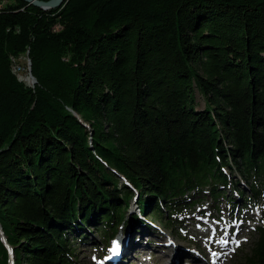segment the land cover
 I'll use <instances>...</instances> for the list:
<instances>
[{"label": "trees", "instance_id": "1", "mask_svg": "<svg viewBox=\"0 0 264 264\" xmlns=\"http://www.w3.org/2000/svg\"><path fill=\"white\" fill-rule=\"evenodd\" d=\"M230 185L264 264V0H0V264H75L85 228L173 229Z\"/></svg>", "mask_w": 264, "mask_h": 264}, {"label": "rangeland", "instance_id": "2", "mask_svg": "<svg viewBox=\"0 0 264 264\" xmlns=\"http://www.w3.org/2000/svg\"><path fill=\"white\" fill-rule=\"evenodd\" d=\"M19 62L20 64L25 62L23 56L19 57ZM205 103L203 96L196 90L194 107L197 110L203 109ZM224 170L231 176L232 183L235 180H240L239 187L244 190L246 195L251 193L249 185L244 180H241L235 168H225ZM119 178L123 180L122 176ZM118 184L120 185V181H118ZM231 188H233V185L225 188L228 192L227 197L222 194L216 200L212 199L211 194L205 191L201 196V200L189 208L184 216L182 214L178 216V222L174 225L173 229L164 227L158 219L149 215V212L141 216L151 226L149 234H146L148 232L145 227L135 228L133 235H131L133 230L129 229L128 226L123 228L118 227V230L108 240V238L106 239L104 237L102 231L93 227L85 228L88 229L86 240L84 242L76 241L75 253L78 258L75 264H99L102 261V256L107 254V247L110 244L112 247L119 249L118 251L122 256L121 263L130 264L131 258L129 259L127 256V259H124L125 257L122 255L124 249L118 245L116 240V237L122 230L124 231V236L129 238L128 241L131 242L133 248H142L145 251L141 252L144 253L141 256L143 258L146 257L147 262L156 261L153 264H160V261H164L163 258H166V254L172 244L178 248L195 252L196 255L202 258L203 264H211L212 258L216 259L214 264H243L245 253L249 251V248L256 238L254 226L261 223V209L260 204L257 206L254 204H246L243 200L244 198L241 197L240 200H235H237L236 205L238 209L241 208L242 210L235 212L229 211V209L231 210L229 197H235L237 195L236 192L230 190ZM262 199L260 198V200ZM134 204H136V201L132 197L128 203V209L125 210V217L127 216L128 218L129 212L133 213L136 210ZM165 214L167 215L168 212ZM205 229H207L206 234H197V230ZM213 234L217 237V241L212 244L215 253L208 255V252H204L203 250L212 242ZM106 240L108 241L105 242ZM215 244H219L221 247L226 244H230V246L227 253L219 257V254L223 250L221 247H216ZM184 257L181 258L183 264L190 259L186 258L183 260ZM160 258L163 260H160Z\"/></svg>", "mask_w": 264, "mask_h": 264}, {"label": "bare ground", "instance_id": "3", "mask_svg": "<svg viewBox=\"0 0 264 264\" xmlns=\"http://www.w3.org/2000/svg\"><path fill=\"white\" fill-rule=\"evenodd\" d=\"M135 209L139 208L136 204H134ZM130 213V212H129ZM141 217V216H140ZM142 219V217H141ZM129 228V227H128ZM130 229V228H129ZM126 231V230H125ZM131 231V230H130ZM239 231V230H238ZM206 234L207 233V229L205 230H197V234ZM128 237L124 236V231L122 230L118 236L116 237L117 243L118 245L124 249V252L122 251V255L123 257H125L124 259L126 260L127 256L129 257V259L131 258V263L130 264H153L156 261L153 262H147L146 257H142L141 255H144L143 252L144 250L142 248H133L131 242L128 241ZM215 241L212 240L211 243H209L206 248H204V252H208V255L211 254V250L213 251V246L212 244ZM137 244V243H136ZM216 247H221L219 244H215ZM230 244H226L224 246L221 247V249L223 250L221 252V257L224 256L229 248ZM171 247V248H170ZM169 251L166 254V258H163L164 261H160V264H183V261H181V258L186 259V258H191L192 259V264H194L193 262H198L199 264H203V260L201 257H199L198 255L195 254V252L191 251V250H187L184 248H178L177 246H173V244L170 246ZM181 247V246H180ZM145 252V251H144ZM150 259V258H149ZM162 258H160V260H163ZM10 264H12V256L10 257ZM126 263V262H125ZM112 264V263H109ZM114 264H118V263H114ZM123 264V263H121ZM129 264V263H128Z\"/></svg>", "mask_w": 264, "mask_h": 264}, {"label": "built area", "instance_id": "4", "mask_svg": "<svg viewBox=\"0 0 264 264\" xmlns=\"http://www.w3.org/2000/svg\"><path fill=\"white\" fill-rule=\"evenodd\" d=\"M13 67L12 71L19 77L20 80L25 81L29 85L33 83V78L30 75L29 70V60H27L26 65L19 64L16 59H12Z\"/></svg>", "mask_w": 264, "mask_h": 264}, {"label": "water", "instance_id": "5", "mask_svg": "<svg viewBox=\"0 0 264 264\" xmlns=\"http://www.w3.org/2000/svg\"><path fill=\"white\" fill-rule=\"evenodd\" d=\"M27 3H30L36 7H40L42 9H52L55 7H58L62 4L63 0H23ZM0 235L2 240L4 241V243L6 244V246L9 248L8 244L5 241V238L2 234V232L0 231Z\"/></svg>", "mask_w": 264, "mask_h": 264}]
</instances>
